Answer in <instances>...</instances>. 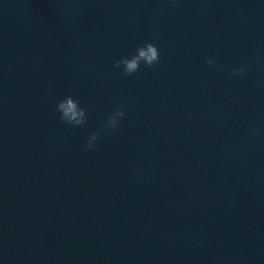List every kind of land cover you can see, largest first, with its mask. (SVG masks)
Here are the masks:
<instances>
[{
  "label": "water",
  "instance_id": "water-1",
  "mask_svg": "<svg viewBox=\"0 0 264 264\" xmlns=\"http://www.w3.org/2000/svg\"><path fill=\"white\" fill-rule=\"evenodd\" d=\"M0 264H264V0H0Z\"/></svg>",
  "mask_w": 264,
  "mask_h": 264
},
{
  "label": "clouds",
  "instance_id": "clouds-1",
  "mask_svg": "<svg viewBox=\"0 0 264 264\" xmlns=\"http://www.w3.org/2000/svg\"><path fill=\"white\" fill-rule=\"evenodd\" d=\"M159 51L152 43H146L144 46L139 47L136 50V54L131 58L124 57L117 60L114 67L117 69L122 68L123 73L127 76H131L140 69L141 63L147 67L159 63ZM208 66H214L215 61L211 57L205 60ZM247 66H240L231 72V75L241 76L246 75ZM60 113V120L62 123L71 125L73 127H80L86 123L87 112L85 109L79 107L78 101L73 97L67 96L61 102L58 103L57 109ZM125 117V112L119 107L108 117L105 122V128L115 130L119 127V121ZM100 138V132L93 133L87 139L86 147L88 150H92L95 147L96 141Z\"/></svg>",
  "mask_w": 264,
  "mask_h": 264
}]
</instances>
